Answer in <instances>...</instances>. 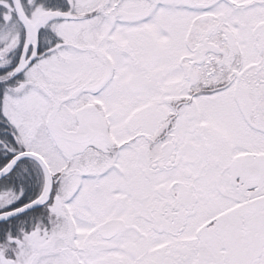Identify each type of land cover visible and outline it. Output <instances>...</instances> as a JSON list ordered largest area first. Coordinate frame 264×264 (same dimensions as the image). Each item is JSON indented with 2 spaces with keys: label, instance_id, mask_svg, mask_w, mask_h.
I'll list each match as a JSON object with an SVG mask.
<instances>
[{
  "label": "snow or ice",
  "instance_id": "obj_1",
  "mask_svg": "<svg viewBox=\"0 0 264 264\" xmlns=\"http://www.w3.org/2000/svg\"><path fill=\"white\" fill-rule=\"evenodd\" d=\"M0 264H264V0H0Z\"/></svg>",
  "mask_w": 264,
  "mask_h": 264
}]
</instances>
